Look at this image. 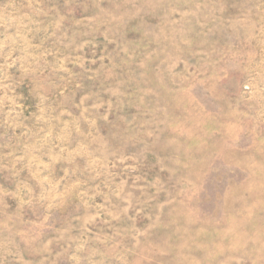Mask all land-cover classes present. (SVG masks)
Instances as JSON below:
<instances>
[{"label": "rangeland", "instance_id": "1", "mask_svg": "<svg viewBox=\"0 0 264 264\" xmlns=\"http://www.w3.org/2000/svg\"><path fill=\"white\" fill-rule=\"evenodd\" d=\"M0 264H264V0H0Z\"/></svg>", "mask_w": 264, "mask_h": 264}]
</instances>
